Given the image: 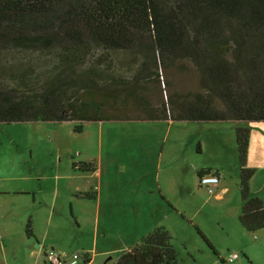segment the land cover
I'll return each mask as SVG.
<instances>
[{
  "label": "trees",
  "instance_id": "trees-1",
  "mask_svg": "<svg viewBox=\"0 0 264 264\" xmlns=\"http://www.w3.org/2000/svg\"><path fill=\"white\" fill-rule=\"evenodd\" d=\"M168 70L196 88L179 91ZM111 121L264 123V0H0V123L70 122L80 133ZM249 135L234 128L238 222L254 233L264 203L249 187ZM111 264H177V254L156 227Z\"/></svg>",
  "mask_w": 264,
  "mask_h": 264
},
{
  "label": "rangeland",
  "instance_id": "rangeland-1",
  "mask_svg": "<svg viewBox=\"0 0 264 264\" xmlns=\"http://www.w3.org/2000/svg\"><path fill=\"white\" fill-rule=\"evenodd\" d=\"M160 75L179 91L196 88L190 74ZM73 125L0 123V227L15 252L5 261L0 241V264H49L51 244L64 264H82L87 252L88 264H111L156 227L171 236L177 264H224L232 253L233 264H264V229L250 233L238 222L234 138L235 127L249 128V187L264 203L263 122H91L80 133ZM94 192L97 199L81 197Z\"/></svg>",
  "mask_w": 264,
  "mask_h": 264
},
{
  "label": "crops",
  "instance_id": "crops-1",
  "mask_svg": "<svg viewBox=\"0 0 264 264\" xmlns=\"http://www.w3.org/2000/svg\"><path fill=\"white\" fill-rule=\"evenodd\" d=\"M22 193H25V194H28L29 192H25V191H23ZM92 200H94V199H97V197L95 196V198H91ZM33 200H34V198H33ZM98 212H99V210H97V221H98ZM31 227V226H30ZM96 228V229H95ZM4 233H6V231L5 230H3L1 227H0V241L2 242V254L5 256V261H7V257L6 256H8V255H15L14 253L15 252H13V250H11L10 249V247L8 246V243L4 240V237H3V235H4ZM94 237H95V241H96V239H97V237H98V235H99V232H98V228H97V225H96V227H94ZM103 235H106L105 234V232H104V234ZM30 237H33L35 240H37V238L34 236V232H33V230L31 229V236ZM137 241H134V242H132L133 244H130L129 246H128V248H130V247H132L135 243H136ZM42 244V243H41ZM40 245V242L38 243V246ZM8 246V247H7ZM127 248V249H128ZM6 250H7V253H5L6 252ZM51 250H54V251H57V252H59V254H60V260H61V262H62V264H64L65 263V261H64V258L62 259V254L64 253L63 252V250L61 249V248H58L57 246H55L54 244H51ZM77 250H78V252H80V251H83L84 252V249L81 247H79V248H77ZM87 251H85L84 253H86ZM108 252L109 251H106L105 252V254H108ZM87 254V256H88V258H89V262L91 261V259H90V257H89V255H88V252L86 253ZM13 257V256H12ZM88 262V263H89ZM44 263H46V261L44 260ZM87 263V264H88ZM2 264H3V262H2Z\"/></svg>",
  "mask_w": 264,
  "mask_h": 264
},
{
  "label": "built area",
  "instance_id": "built-area-1",
  "mask_svg": "<svg viewBox=\"0 0 264 264\" xmlns=\"http://www.w3.org/2000/svg\"><path fill=\"white\" fill-rule=\"evenodd\" d=\"M44 258L49 262V264H62L60 260V255L55 253L53 250H50L49 253L44 254ZM239 258V255L236 253L229 254L224 262L226 264H233Z\"/></svg>",
  "mask_w": 264,
  "mask_h": 264
}]
</instances>
